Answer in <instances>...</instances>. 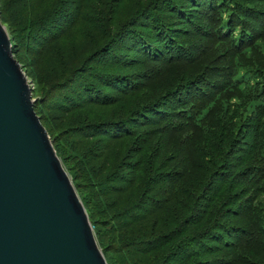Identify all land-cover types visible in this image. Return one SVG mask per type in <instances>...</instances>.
<instances>
[{
  "label": "trees",
  "instance_id": "1",
  "mask_svg": "<svg viewBox=\"0 0 264 264\" xmlns=\"http://www.w3.org/2000/svg\"><path fill=\"white\" fill-rule=\"evenodd\" d=\"M0 23L107 264H264V0H0Z\"/></svg>",
  "mask_w": 264,
  "mask_h": 264
},
{
  "label": "water",
  "instance_id": "2",
  "mask_svg": "<svg viewBox=\"0 0 264 264\" xmlns=\"http://www.w3.org/2000/svg\"><path fill=\"white\" fill-rule=\"evenodd\" d=\"M0 23V264H107Z\"/></svg>",
  "mask_w": 264,
  "mask_h": 264
},
{
  "label": "rangeland",
  "instance_id": "3",
  "mask_svg": "<svg viewBox=\"0 0 264 264\" xmlns=\"http://www.w3.org/2000/svg\"><path fill=\"white\" fill-rule=\"evenodd\" d=\"M28 82H29V85H30V87H31V98H32V100H33V102L35 101V98H33V86H32V81H30V80H28Z\"/></svg>",
  "mask_w": 264,
  "mask_h": 264
}]
</instances>
